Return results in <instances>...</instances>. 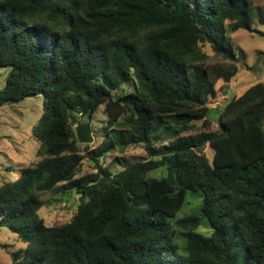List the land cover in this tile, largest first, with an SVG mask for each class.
Returning <instances> with one entry per match:
<instances>
[{"label":"trees","instance_id":"obj_1","mask_svg":"<svg viewBox=\"0 0 264 264\" xmlns=\"http://www.w3.org/2000/svg\"><path fill=\"white\" fill-rule=\"evenodd\" d=\"M257 18L249 0H0V107L41 112V158L0 184V225L27 246L0 264H264V82L210 105L217 82L253 69L230 34ZM87 115L105 118L89 122L95 146L77 137ZM131 146L148 158L104 165ZM84 159L95 172L79 176ZM54 189L81 195L60 226L38 214Z\"/></svg>","mask_w":264,"mask_h":264},{"label":"rangeland","instance_id":"obj_2","mask_svg":"<svg viewBox=\"0 0 264 264\" xmlns=\"http://www.w3.org/2000/svg\"><path fill=\"white\" fill-rule=\"evenodd\" d=\"M256 7H261L264 13V0H249ZM256 31L240 29L230 34V41L237 54H240L241 63L252 66V70L242 69L234 77L231 85L225 86L224 81L217 82V95L211 99L210 105L219 108L225 105L234 95H240L248 86L259 81L264 82V24L258 18L253 26ZM212 63L222 62L219 57L212 55L209 59ZM8 69L0 67V88L5 82ZM38 110V111H36ZM217 111L213 116L212 130H218ZM41 115L40 108L31 99H25L19 103H12L0 107V184L2 177L8 174L7 165H14L18 169L21 163L31 164L38 161V142L32 137V127ZM81 121L80 123H84ZM76 123V122H75ZM90 123L96 132L104 131L105 118H97ZM79 122L76 124V126ZM75 126V127H76ZM203 129L201 122L189 134H196ZM186 133L185 135H187ZM95 137L92 146L98 145L102 137ZM97 137V138H96ZM98 139V140H96ZM162 144H158L161 146ZM206 152L210 159L213 158L212 147H207ZM119 158V159H117ZM148 158V154L142 146H131L125 151H116L107 156L103 162L113 173H117L124 166ZM95 172L92 163L84 159L80 175ZM44 205L38 214L49 226H60L69 222L81 202V195L74 190L54 189L41 193ZM184 213L196 212L200 200L192 197ZM206 232L207 228H201ZM27 243L21 241L17 234L8 227L0 225V263H11L13 253L26 248Z\"/></svg>","mask_w":264,"mask_h":264},{"label":"water","instance_id":"obj_3","mask_svg":"<svg viewBox=\"0 0 264 264\" xmlns=\"http://www.w3.org/2000/svg\"><path fill=\"white\" fill-rule=\"evenodd\" d=\"M90 115L85 117L84 123H79L76 126L77 137L83 144H91L94 142V136L90 125Z\"/></svg>","mask_w":264,"mask_h":264}]
</instances>
